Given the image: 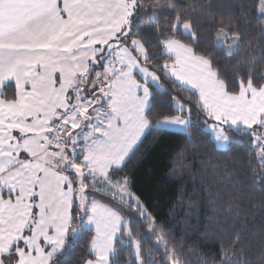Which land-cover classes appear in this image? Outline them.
Wrapping results in <instances>:
<instances>
[{"label":"snow or ice","instance_id":"6c2138e0","mask_svg":"<svg viewBox=\"0 0 264 264\" xmlns=\"http://www.w3.org/2000/svg\"><path fill=\"white\" fill-rule=\"evenodd\" d=\"M193 111L216 141L249 146L264 188V0H0V264H59L78 232L82 264H116L118 245L123 264H253L238 214L185 251L169 227L183 192L161 218L136 186L147 130L187 128ZM257 245L264 264V233Z\"/></svg>","mask_w":264,"mask_h":264},{"label":"trees","instance_id":"16d2710c","mask_svg":"<svg viewBox=\"0 0 264 264\" xmlns=\"http://www.w3.org/2000/svg\"><path fill=\"white\" fill-rule=\"evenodd\" d=\"M182 2L187 4L193 0ZM221 2L227 4L233 0ZM235 2L238 3L239 0ZM137 23L141 25L140 30L147 39H154L147 22ZM243 26L248 29L250 38L255 42L259 37V21L251 18ZM175 38L186 42L182 29ZM216 51L217 55L228 56L226 51L219 48ZM153 88L156 89L154 86ZM157 91L159 92L158 89ZM182 94L188 95L187 92ZM231 135L233 139L229 140L225 147H218L195 111L192 113L191 124L184 130L166 129L162 133L147 130L142 148L144 160L137 172L136 186L153 204L154 210L161 214V218L168 216L172 210L171 206L176 204L173 194L183 192L182 204L176 205L175 216L169 227L177 240L183 244L185 251L193 243H197L200 251H203L208 247V243L201 239L203 233L206 230L211 233V230L218 226L216 220H219L220 224L227 223L230 226L232 218L238 214L249 241L245 245V254L252 258L253 264H260L257 240L264 233V188L254 187L251 177L252 169H258L260 165L258 160L249 161V146L237 143L239 137L235 133ZM185 141L187 150L163 168V171L169 174L167 184L159 190L154 188L153 174L167 160L168 154L177 144ZM238 180L244 182L241 187L244 195L233 199L236 189L231 185ZM129 219L142 222L138 214H133ZM142 223L147 230V222ZM86 239L84 232L70 237L66 247L57 255L59 264H82V258L88 255ZM146 239L154 241L155 238L149 235ZM118 248L116 264H123L128 258V249L123 245H118ZM192 260H195V256Z\"/></svg>","mask_w":264,"mask_h":264},{"label":"rangeland","instance_id":"374dc122","mask_svg":"<svg viewBox=\"0 0 264 264\" xmlns=\"http://www.w3.org/2000/svg\"><path fill=\"white\" fill-rule=\"evenodd\" d=\"M137 22H141V21H137ZM207 128H208V130L210 131V134H211L212 138L214 139L213 134H212L210 128H209V127H207ZM214 140H215V139H214ZM215 142H216V145H217L218 147H225V146L227 145V143H228V141H216V140H215Z\"/></svg>","mask_w":264,"mask_h":264},{"label":"crops","instance_id":"0c3cea01","mask_svg":"<svg viewBox=\"0 0 264 264\" xmlns=\"http://www.w3.org/2000/svg\"><path fill=\"white\" fill-rule=\"evenodd\" d=\"M154 87H156L155 85H153ZM168 129H175V130H184L185 129V127L184 126H172L171 128H168ZM62 251V250H61ZM60 251V252H61ZM59 252V253H60Z\"/></svg>","mask_w":264,"mask_h":264}]
</instances>
